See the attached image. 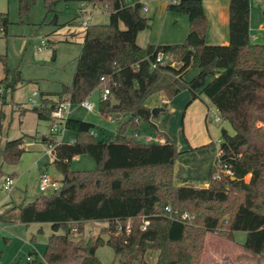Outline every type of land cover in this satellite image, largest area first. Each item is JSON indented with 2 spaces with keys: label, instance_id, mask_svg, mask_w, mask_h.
I'll list each match as a JSON object with an SVG mask.
<instances>
[{
  "label": "trees",
  "instance_id": "1",
  "mask_svg": "<svg viewBox=\"0 0 264 264\" xmlns=\"http://www.w3.org/2000/svg\"><path fill=\"white\" fill-rule=\"evenodd\" d=\"M35 1L19 0L20 14H27ZM45 1L51 10L57 0ZM81 1L104 7L110 13L109 22L81 25L82 11L70 20L72 26H83L82 48L73 82L64 85L60 98L68 94L79 103L105 77L111 95L100 100V111L120 113L116 118L120 124L111 137L98 139L92 133L95 123L69 116L64 127L77 132L75 140L45 138L52 147V163L62 173L61 185L50 195L44 193L8 207L16 209L17 216L6 219L50 223L52 232L43 260L36 264H104L96 253L104 244L124 264H147L149 248L160 250L156 264H200L208 232L234 239L235 232L245 231V249L264 255V43L251 38L250 0H230V39L225 44L205 41L208 18L203 0H169V10L188 15L189 32L179 43L146 46L137 42V36L151 28L153 17L143 14L139 2ZM10 23L9 13L0 11V35L8 33ZM76 34L71 30L62 39L68 41ZM160 50L171 53L176 63L152 68ZM0 63L4 66L0 79L3 100L1 91L15 89L24 78L2 53ZM191 67L199 72L187 80L184 75ZM186 88L194 98L209 99L234 130L221 129L219 154L207 186L175 182L181 151L168 135L161 142H146L133 135L134 130L146 133L140 122L153 116V108L147 105L153 94L164 91L172 98ZM56 102L42 92L40 105L31 109L39 118L48 119ZM24 137L0 139V181L15 176L5 172L3 165L18 163L26 150ZM211 145L213 142L203 146ZM79 154L94 158L97 168L72 169L71 161ZM189 210L194 217L182 218ZM86 221L106 225L100 234L76 240L73 229L82 232Z\"/></svg>",
  "mask_w": 264,
  "mask_h": 264
},
{
  "label": "rangeland",
  "instance_id": "2",
  "mask_svg": "<svg viewBox=\"0 0 264 264\" xmlns=\"http://www.w3.org/2000/svg\"><path fill=\"white\" fill-rule=\"evenodd\" d=\"M250 4V27L252 33L257 35V39L253 41L264 43V1L259 3L256 0H250ZM0 11L8 12L11 20L8 33L0 35V53L6 55L10 67L21 70L24 78V81L15 89L1 91L5 97L0 100V139L4 141L25 134L24 147L28 149L18 163H4L3 168L5 172L15 173L16 177L21 178L19 188H15L14 185L11 190L14 192L13 197L18 203L23 199L24 202H28L44 193L46 195L54 193L61 185L62 173L51 162L49 146L44 142L43 137L70 142L77 136V132L70 129L63 128L61 131L52 129L50 118H39L31 109L32 92H38L37 101H40L42 92L49 93L55 98L63 90L64 85L72 84L77 58L82 48L83 26L82 24L72 26L69 23L70 20L82 11L78 19L79 23L85 19L89 23H108L110 13L100 5L93 6L81 0H57L51 10L45 0H36L25 15L20 14L19 0H0ZM55 14L57 17L53 21ZM143 14L154 16L151 10L143 11ZM69 28L77 31V34L68 41L63 40L64 35H69ZM54 30H58V34L54 33ZM146 33H149V30L142 32L137 41L148 40V36L144 37ZM174 62L176 63L175 60ZM3 75L4 66L0 63V79ZM102 96L103 87H97L86 97L94 103V108L88 110L74 103L70 114L95 123L93 131L98 139L111 137L119 123L114 115H110V118L108 114L100 111ZM112 99L114 101V98ZM23 108L27 110L22 112ZM212 108L210 119L219 126L223 118L214 107ZM216 116L220 119L216 120ZM97 165L96 160L88 154H79V157H74L71 161V168L74 170L94 169ZM43 173L57 181V188L49 187L47 191L40 189L39 181ZM249 177L250 174L247 175L246 180ZM8 196H10L9 192L0 190V215L2 214L0 217V264H36L43 260L48 238L52 232L51 225L48 222L31 224H24L18 220L7 222L6 219H15L17 216V210L7 209L5 201H2L3 198L8 199ZM188 213L192 215L188 218L190 220L194 215L190 213V210ZM105 225L106 222H97V225L93 227L91 221H86L83 231L73 233V237L79 240L90 234L98 235ZM91 230L93 232H90ZM102 235L105 238L108 236ZM32 236H34L33 239H31ZM246 236L245 231H237L234 239H227L208 232L200 264H213L210 262L212 254L216 258L221 257L222 263L225 262V264H264V255L252 254L243 246ZM28 256L32 258L28 259ZM97 256L104 264H124L115 256L113 248L108 244L98 248ZM213 256L211 258H214Z\"/></svg>",
  "mask_w": 264,
  "mask_h": 264
},
{
  "label": "crops",
  "instance_id": "3",
  "mask_svg": "<svg viewBox=\"0 0 264 264\" xmlns=\"http://www.w3.org/2000/svg\"><path fill=\"white\" fill-rule=\"evenodd\" d=\"M256 1L261 3L264 0ZM145 4L148 9L143 11L151 10L154 16L151 28L146 29L149 30V33L144 35V37L148 36V40L137 41L140 45L173 44L182 42L186 38L190 29V19L187 14L169 10V0H145ZM229 4L230 0H203L204 10L208 18V28L205 35V41L207 43L225 44L229 42ZM146 30L139 32L137 40L139 35ZM250 32L251 34H255L252 33L251 27ZM171 55L169 54V57ZM198 72L199 68L191 67L185 73L184 77L188 80ZM60 96V93H58L54 99L57 101ZM51 97L53 98V96ZM165 103L166 105L164 106ZM77 104L80 105L79 103ZM147 105L151 108L163 107L164 109L157 115H153L150 121H142L141 130L153 134H155L156 131L162 133V135H160L163 138L162 141H164L166 135H168L181 151L175 164V182L179 185H209L211 182L212 169L219 154L221 129L225 127L229 132L233 133L234 130L231 123L228 120L222 119L219 126L215 125L213 120L210 119L211 111L213 110L212 107L216 109L213 103L207 98H194L191 90L187 88L183 89L172 98H168L164 91H159L148 99ZM217 112L220 114L218 110ZM106 114L111 118L109 113ZM119 124L120 123H118V126ZM152 124L154 125L152 126ZM45 138L46 136L43 137V140L47 143ZM216 139L218 141H216ZM210 142H213V145L203 146ZM27 150L28 149L25 151ZM50 155L52 162L53 156L51 153ZM75 157H79V155ZM20 181L21 178L17 176L14 181L15 188H19L21 184ZM15 188L13 190H15ZM0 190L6 192L2 184L0 185ZM19 192H21V190ZM13 193V191L10 192L8 199L3 198L2 201H5V206L11 207L18 203L13 197ZM19 195L20 193H18V196ZM22 201H19V203ZM91 224L95 227L97 222L91 221ZM93 230L90 232H93ZM159 253L160 250L149 248L145 253L147 264H156ZM212 256L213 254L211 257ZM211 257L210 262L213 264L222 263L221 257ZM222 264H225V262Z\"/></svg>",
  "mask_w": 264,
  "mask_h": 264
},
{
  "label": "built area",
  "instance_id": "4",
  "mask_svg": "<svg viewBox=\"0 0 264 264\" xmlns=\"http://www.w3.org/2000/svg\"><path fill=\"white\" fill-rule=\"evenodd\" d=\"M137 2H139L142 5V9L143 10H147V5L145 4V0H135ZM82 25H88L89 21L88 20H83ZM251 38L256 39V35L255 34H251ZM42 43L44 42V40L42 39L41 41ZM169 54L171 55V53H166L164 51H158L157 56H156V60L154 62L151 63V67L152 68H156L159 64H163V63H171L174 64V60L172 55L169 57ZM103 87V96L102 99H106L111 95V85H110V81L108 79H106L105 77L101 78V81L99 83V87ZM37 96H38V92L37 91H33L32 92V96L30 98L31 103L33 105H40V101H37ZM74 102L70 99V96L68 94H64L61 98H59L56 102L55 107L51 110V114H50V119L52 120V129L55 130H62L65 124L66 119L71 116V107L73 106ZM80 105L84 106L85 108H87L88 110H92L94 108V103H92L91 101H89L87 98H84L81 102H79ZM216 120H219L220 118L218 116H216L215 118ZM137 122H140L139 118H136ZM142 122H140L141 125ZM141 129V128H140ZM92 133L95 135L94 131L92 130ZM133 135L139 139H142L146 142H161L163 140V138L160 135L157 134H153V133H141L140 130H134L133 131ZM52 147L49 146V151L51 153ZM229 173H231L230 170H228ZM215 178L219 177V174H214ZM14 186V177L11 176H6L3 179L2 182V187L5 191L7 192H11L12 188ZM39 187L42 191H47L49 189V187H54L57 188V181L55 179H51L48 176H46L44 173L41 174L40 176V181H39ZM167 210H171L170 206H167ZM182 218H189L192 217L191 214H189L188 212H184L181 215ZM147 224V221L144 222L143 228H145ZM119 228L121 229L122 226L120 225ZM127 230H130V225L128 224L126 226ZM74 233H79V231L77 230V228L73 229ZM32 256H28V259H31Z\"/></svg>",
  "mask_w": 264,
  "mask_h": 264
},
{
  "label": "water",
  "instance_id": "5",
  "mask_svg": "<svg viewBox=\"0 0 264 264\" xmlns=\"http://www.w3.org/2000/svg\"><path fill=\"white\" fill-rule=\"evenodd\" d=\"M115 106H118V104H116ZM164 108L163 107H154L153 109H152V113H153V115H157L161 110H163ZM114 116L116 117V118H119L120 116H121V114L120 113H116V114H114Z\"/></svg>",
  "mask_w": 264,
  "mask_h": 264
}]
</instances>
